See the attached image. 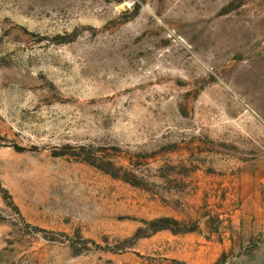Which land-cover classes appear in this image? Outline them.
Returning <instances> with one entry per match:
<instances>
[{
    "label": "rangeland",
    "instance_id": "obj_1",
    "mask_svg": "<svg viewBox=\"0 0 264 264\" xmlns=\"http://www.w3.org/2000/svg\"><path fill=\"white\" fill-rule=\"evenodd\" d=\"M263 171L264 0H0V264H264Z\"/></svg>",
    "mask_w": 264,
    "mask_h": 264
},
{
    "label": "trees",
    "instance_id": "obj_2",
    "mask_svg": "<svg viewBox=\"0 0 264 264\" xmlns=\"http://www.w3.org/2000/svg\"><path fill=\"white\" fill-rule=\"evenodd\" d=\"M117 149L118 148H115L113 146L96 147L93 144H78L73 146V150L70 153L79 156L82 159L87 160L88 162L102 168L113 176H119L123 179L128 180V178L124 176V172H130L135 177V172L129 170L127 171V169H125L124 165L121 163V159L118 158L119 154L115 152V150ZM60 153H65V151Z\"/></svg>",
    "mask_w": 264,
    "mask_h": 264
},
{
    "label": "crops",
    "instance_id": "obj_3",
    "mask_svg": "<svg viewBox=\"0 0 264 264\" xmlns=\"http://www.w3.org/2000/svg\"><path fill=\"white\" fill-rule=\"evenodd\" d=\"M261 181H262V185H263V188H261V189H262L263 192H264V171H263V174H262ZM261 189H260V190H261ZM259 209L262 210V213H263V219H264V195H263V205H262V207H259ZM254 221L259 223L261 220L255 218Z\"/></svg>",
    "mask_w": 264,
    "mask_h": 264
}]
</instances>
